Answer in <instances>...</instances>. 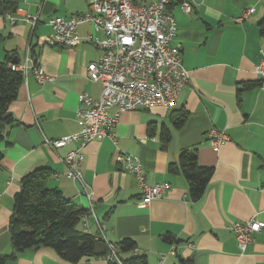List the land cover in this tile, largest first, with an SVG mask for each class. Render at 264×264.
I'll return each mask as SVG.
<instances>
[{"label": "crops", "instance_id": "crops-1", "mask_svg": "<svg viewBox=\"0 0 264 264\" xmlns=\"http://www.w3.org/2000/svg\"><path fill=\"white\" fill-rule=\"evenodd\" d=\"M19 7L28 9L39 21L35 27L24 20L12 24L0 13V61L13 52L15 63L24 62L29 54L36 56L54 80L40 84L30 74L10 106L17 124L8 127L1 144L0 256L14 251L9 220L21 179L38 167L53 169L48 185L60 188L66 197L87 208L86 231L98 232L90 202L78 193L80 184L68 177L62 160L77 143L53 149L47 142L82 128L76 115L79 93L88 92L94 98L102 93L101 82L87 75L88 63L102 54L97 45L88 40L73 46L44 43L54 15L86 12L89 4L87 0H20ZM249 8L253 9L250 14L237 21ZM17 9L11 12H20ZM170 10L177 20L175 42L189 70V82L170 107L123 112L114 128L117 142L106 137L85 147L81 169L95 192L94 212L105 224L109 241L133 238L137 252L147 255V264H160L163 255V264H264V89L256 85L243 90L240 102L237 94L244 82L259 79L256 66L264 56V37L259 31L264 0H193L191 12L177 2ZM92 30L89 23L79 26L82 36ZM181 109L187 111V119L176 128L174 117ZM162 127L171 130L169 142L162 139ZM211 128L224 129L229 141L218 149L212 147L207 134ZM185 147H196L200 164L213 168L199 199L190 197L182 174L168 170V164L177 162ZM118 152L140 158L148 183L169 182L171 187L164 196L142 205V188L136 177L116 162ZM251 219L260 221L262 229L242 252L228 225ZM166 233L179 239L172 253L173 243L163 237ZM135 253L121 252L120 256ZM5 264L110 262L104 256H91L71 263L43 246L19 251Z\"/></svg>", "mask_w": 264, "mask_h": 264}, {"label": "built area", "instance_id": "built-area-1", "mask_svg": "<svg viewBox=\"0 0 264 264\" xmlns=\"http://www.w3.org/2000/svg\"><path fill=\"white\" fill-rule=\"evenodd\" d=\"M143 1L138 4L133 0H87L89 10L86 12L71 16L54 15L49 21L51 32L44 37V43L50 46H73L88 40L102 50L100 58L87 65L88 77L101 82L103 86L100 97L94 98L88 92L78 94L76 115L81 119L82 128L47 142L53 149L71 142L77 143L75 149L69 150L62 157L67 168L66 174L80 184L78 193L85 195L90 202L92 216L98 226V232L94 234L102 236L108 244L109 252L104 257L116 261H121L118 246L105 236V224L94 212V189L85 180L81 169L84 149L95 139L110 137L117 142L114 128L123 112L174 105L190 77L182 61L180 46L175 42L178 26L169 6L179 1L186 12H191L193 0ZM252 10L246 9L236 20L242 21ZM17 11L20 12L6 11L4 15L12 24L24 20L33 27L37 25L38 16L31 15L24 7H19ZM84 23L93 27L92 32L86 36L79 33V26ZM10 67L20 71L24 80L30 74L40 84L54 80L40 61L30 54L24 62L10 63ZM256 74L262 80L260 86L264 89V56L256 66ZM207 134L215 149L230 139L224 129L211 128ZM115 158L119 166L136 177L142 188V205H149L153 200L162 198L171 187L167 181L148 183L138 156L118 152ZM89 213L82 215L81 224L85 230L89 226ZM228 227L234 233L240 250L244 252L254 241V234L262 229V223L251 219L233 222ZM174 250L173 244L170 252ZM165 258L166 255H163L160 264L164 263Z\"/></svg>", "mask_w": 264, "mask_h": 264}, {"label": "trees", "instance_id": "trees-1", "mask_svg": "<svg viewBox=\"0 0 264 264\" xmlns=\"http://www.w3.org/2000/svg\"><path fill=\"white\" fill-rule=\"evenodd\" d=\"M19 2L20 0H0V13L15 11ZM259 31L264 37V17L259 21ZM15 55L16 52L9 53L0 61V166L4 157L1 144L6 139L8 127L17 124L10 106L17 99L19 88L24 81L22 73L10 67V63H15ZM35 60H38L36 56ZM261 83V79L244 82L237 93L238 101H241L243 90ZM187 114V111L181 109L174 117L176 128L184 125ZM161 131L162 139L169 142L172 137L171 130L162 127ZM150 134L153 135V132ZM168 170L186 178L192 199L201 198L213 175L212 167L200 164L196 147L183 148L178 161L168 164ZM53 173L52 168L44 166L35 168L22 177L9 220L14 251L1 255L0 264H5L8 258H15L19 251L33 247H51L62 259L71 263H77L84 257L106 256L109 252L108 244L102 236L81 228L82 215L88 213V209L66 197L60 188L48 185ZM163 237L173 244L179 241L172 233H166ZM116 244L121 252L135 251L137 248L136 241L131 237H124ZM120 260L109 262L148 263L147 255L139 252L130 257L120 256ZM184 264L189 263L184 261Z\"/></svg>", "mask_w": 264, "mask_h": 264}, {"label": "rangeland", "instance_id": "rangeland-1", "mask_svg": "<svg viewBox=\"0 0 264 264\" xmlns=\"http://www.w3.org/2000/svg\"><path fill=\"white\" fill-rule=\"evenodd\" d=\"M177 3H179L180 4V2L179 1H176ZM176 2H174V3H176ZM124 153H127V152H124ZM121 253V250H119V254Z\"/></svg>", "mask_w": 264, "mask_h": 264}]
</instances>
